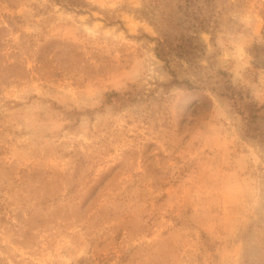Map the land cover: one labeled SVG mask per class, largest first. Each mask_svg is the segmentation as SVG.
<instances>
[{"label": "rangeland", "instance_id": "1", "mask_svg": "<svg viewBox=\"0 0 264 264\" xmlns=\"http://www.w3.org/2000/svg\"><path fill=\"white\" fill-rule=\"evenodd\" d=\"M201 5L195 68L161 1L0 0V264H264V0Z\"/></svg>", "mask_w": 264, "mask_h": 264}, {"label": "trees", "instance_id": "2", "mask_svg": "<svg viewBox=\"0 0 264 264\" xmlns=\"http://www.w3.org/2000/svg\"><path fill=\"white\" fill-rule=\"evenodd\" d=\"M160 1L164 4L166 12L160 17L161 34L155 37L157 57L169 63L170 57L176 56L186 60L195 68L202 67L199 59L205 54L206 43L201 39L199 30H209L212 19L211 15L207 13V8H204L201 3L208 0H175L173 4L169 0H158V3ZM78 3L79 5L82 4L80 1ZM71 5L77 6V3L72 2ZM211 32L213 33L212 38H214V31ZM13 65L11 63L8 66L16 68L21 66L20 64ZM217 73L221 75L229 74L228 71L223 69H219ZM173 75L175 76L174 83H186L190 89H200V86L193 85L189 79L181 81L176 73L173 72ZM20 76L18 75V77ZM213 77L208 75L207 79H213ZM200 81L205 83L203 78ZM216 88L221 96L234 102L239 113L246 114L254 120L258 117L257 112L260 107L248 95L245 97L243 92L236 90L230 79L222 82V85ZM214 89L215 87L212 88V90ZM257 134L261 135L262 133L257 132Z\"/></svg>", "mask_w": 264, "mask_h": 264}]
</instances>
